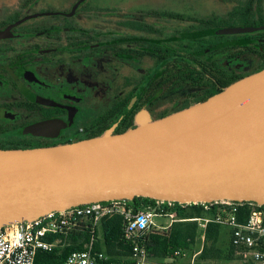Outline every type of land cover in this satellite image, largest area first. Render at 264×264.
<instances>
[{
    "label": "flooded vegetation",
    "instance_id": "af4514ba",
    "mask_svg": "<svg viewBox=\"0 0 264 264\" xmlns=\"http://www.w3.org/2000/svg\"><path fill=\"white\" fill-rule=\"evenodd\" d=\"M215 1L0 0V149L122 134L264 70V0H218L225 16Z\"/></svg>",
    "mask_w": 264,
    "mask_h": 264
},
{
    "label": "water",
    "instance_id": "95a60500",
    "mask_svg": "<svg viewBox=\"0 0 264 264\" xmlns=\"http://www.w3.org/2000/svg\"><path fill=\"white\" fill-rule=\"evenodd\" d=\"M51 128L39 124L27 133ZM135 198L264 206V70L162 119L142 114L138 126L122 134L110 130L73 144L0 149V229Z\"/></svg>",
    "mask_w": 264,
    "mask_h": 264
},
{
    "label": "built area",
    "instance_id": "2783aa9c",
    "mask_svg": "<svg viewBox=\"0 0 264 264\" xmlns=\"http://www.w3.org/2000/svg\"><path fill=\"white\" fill-rule=\"evenodd\" d=\"M129 202L91 203L3 227L0 229V264H35L38 253L63 251L70 245L69 238L82 229L88 233L83 249L64 256L63 261L57 264H150V255L141 244L143 238L153 230L168 229L178 221V208L190 207H200L205 212L217 209L218 213L214 220L194 218L183 221L197 222L203 233L211 221L229 228L241 264H264V210L255 202L219 200L182 204L155 200L139 212H135ZM113 216L122 218L123 239L130 247L128 262L111 261L104 251L96 248L100 239L97 228L103 220ZM243 216L247 217L245 223L239 222ZM156 219H170L171 223L160 226ZM196 256L191 259V264H194ZM174 257L177 260L187 257V254L175 252Z\"/></svg>",
    "mask_w": 264,
    "mask_h": 264
},
{
    "label": "trees",
    "instance_id": "16d2710c",
    "mask_svg": "<svg viewBox=\"0 0 264 264\" xmlns=\"http://www.w3.org/2000/svg\"><path fill=\"white\" fill-rule=\"evenodd\" d=\"M154 201L149 198H135L129 202V205L135 212H139L153 204ZM262 209L264 210V206H262ZM243 212L247 211L243 210ZM217 213V209L205 212L200 207L178 208V221L173 222L168 229L151 231L143 238L141 244L147 249L150 257L160 262L175 260L174 253L182 251L188 253L191 257L197 254L194 264H232L239 257L232 243L231 230L229 228L230 242L224 247L222 245V232L225 226L211 221L203 233L197 222L183 221L194 218L214 220ZM246 221L247 217L239 218L241 223ZM122 228V218L119 216L103 220L97 228L98 236L100 238L101 232L102 239H99L96 248L104 251L111 261L128 262L127 257L130 247L123 239ZM203 235L204 241L199 246ZM87 238L88 233L85 229H82V232L73 234L69 238L70 245L63 251L38 253L35 264L61 263L64 256L74 251L82 250ZM48 239L51 240L50 237ZM60 253H63V256Z\"/></svg>",
    "mask_w": 264,
    "mask_h": 264
},
{
    "label": "rangeland",
    "instance_id": "374dc122",
    "mask_svg": "<svg viewBox=\"0 0 264 264\" xmlns=\"http://www.w3.org/2000/svg\"><path fill=\"white\" fill-rule=\"evenodd\" d=\"M106 3H109L111 5H113V2L115 0H105ZM193 0H169V9L170 10H176V11H184V12H196L198 10L197 8V4L192 2ZM107 6V5H105ZM109 10H112L111 7L108 8ZM212 12H208V13H213V15H217V16H225L226 13L228 12V4L225 3H221L218 0H216L214 2V5L211 8ZM176 25H171L170 26V31L173 29H176ZM156 224L160 225V226H167L171 223L170 219H156L155 220ZM230 230L226 227L223 228V236H222V245L225 247L228 245V243L230 242V234H229ZM100 239H102L101 236V232H100ZM203 240L200 242L199 246H201ZM157 264H164L163 262L159 263L156 262ZM187 264H191V262L187 263ZM232 264H241V261L239 260V258H237L236 260H234L232 262Z\"/></svg>",
    "mask_w": 264,
    "mask_h": 264
},
{
    "label": "crops",
    "instance_id": "0c3cea01",
    "mask_svg": "<svg viewBox=\"0 0 264 264\" xmlns=\"http://www.w3.org/2000/svg\"><path fill=\"white\" fill-rule=\"evenodd\" d=\"M222 236H223V232H222ZM202 240L204 241V239L201 237V241ZM186 254H187V257H185V258H180V259H177V260H174V261L173 260L172 261L165 260V261H163V263L164 264H187V263L191 262V259L193 257H191L188 253H186ZM127 260H129V254H128ZM156 262L160 263V261H158L157 259H154V258L150 257V259H149V263L150 264H157Z\"/></svg>",
    "mask_w": 264,
    "mask_h": 264
}]
</instances>
